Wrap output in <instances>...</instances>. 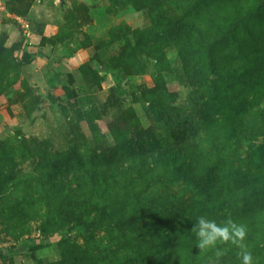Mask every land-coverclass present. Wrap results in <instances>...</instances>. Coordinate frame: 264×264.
Masks as SVG:
<instances>
[{
  "label": "rangeland",
  "instance_id": "obj_1",
  "mask_svg": "<svg viewBox=\"0 0 264 264\" xmlns=\"http://www.w3.org/2000/svg\"><path fill=\"white\" fill-rule=\"evenodd\" d=\"M6 9L0 193L25 199H0V264H209L191 232L199 215L245 224L254 264H264V178L234 190L220 166L201 182L219 153L254 172L264 145V0H7ZM240 65L250 86L229 105L237 88L226 81ZM77 200L90 202L76 210L84 225H53ZM224 247L221 264H239Z\"/></svg>",
  "mask_w": 264,
  "mask_h": 264
},
{
  "label": "trees",
  "instance_id": "obj_2",
  "mask_svg": "<svg viewBox=\"0 0 264 264\" xmlns=\"http://www.w3.org/2000/svg\"><path fill=\"white\" fill-rule=\"evenodd\" d=\"M6 6H7V0H6ZM225 78V77H224ZM250 78L249 70L246 69V65H240L234 73L228 78L232 79V81H226L227 83V88L229 89L228 86H234L235 89L237 88V93L232 92L230 97H223L224 100H226L227 104L231 105L232 100L236 101L237 99H241L240 97L243 95V91L245 89L249 88L250 85H248L247 79ZM225 91V92H224ZM231 91V90H230ZM224 94H226V88L223 89ZM228 100V101H227ZM243 107V106H242ZM240 107V108H242ZM238 104H235L234 109H236V116L240 114L243 111V108L240 109ZM264 109V106H262V110ZM232 110V107H231ZM234 112V111H233ZM234 114V113H233ZM235 115V114H234ZM228 116H225V119ZM235 132V131H234ZM230 135H233L231 133ZM230 137V136H229ZM228 137L224 138V145L225 147L228 148ZM219 153V152H218ZM264 145L259 146L257 148V151L252 155V167L254 169V172H252L250 169H244V170H239V169H234L229 166L228 162V153H223L222 155L219 153V156L217 158V163L212 167L213 169H209L206 172H204L203 182L206 184V186H209V182H212V173L218 171L217 169L221 166L219 171H223L222 175L224 176L223 179L227 181L229 184L233 183V189L234 190H244V188L249 185L253 184L255 185L256 182L259 181L257 180L258 177H263L264 178ZM263 155V156H262ZM251 159V158H249ZM257 161V162H256ZM224 170H228L227 173H224ZM162 175V174H161ZM211 187H214L211 185ZM253 187L247 186L245 189H252ZM2 194V195H1ZM18 194L14 190H4L2 193H0V199L6 197L9 203H16L20 204L23 202L25 199V195ZM9 197L12 199L10 200ZM84 205H90L89 201H75V202H68L67 204V210L66 212L64 211H58L56 215L53 216L54 219V224L53 225H61L62 222L72 220L76 224H81L84 225L82 219V216L76 212V210L80 209V207ZM29 243L24 242L21 244V246L24 248V250L28 249ZM20 250V246H19Z\"/></svg>",
  "mask_w": 264,
  "mask_h": 264
},
{
  "label": "clouds",
  "instance_id": "obj_3",
  "mask_svg": "<svg viewBox=\"0 0 264 264\" xmlns=\"http://www.w3.org/2000/svg\"><path fill=\"white\" fill-rule=\"evenodd\" d=\"M191 232L195 236L196 249L203 254L211 253L209 264H221L228 250L226 245L237 250L239 264H254L253 253L245 242L247 226L236 222L231 215L222 222L205 215L196 216Z\"/></svg>",
  "mask_w": 264,
  "mask_h": 264
},
{
  "label": "built area",
  "instance_id": "obj_4",
  "mask_svg": "<svg viewBox=\"0 0 264 264\" xmlns=\"http://www.w3.org/2000/svg\"><path fill=\"white\" fill-rule=\"evenodd\" d=\"M6 11H7V9H6V0H0V14L4 13ZM14 19L21 26H23V27H27L28 26L27 22L22 20L20 17H16Z\"/></svg>",
  "mask_w": 264,
  "mask_h": 264
},
{
  "label": "water",
  "instance_id": "obj_5",
  "mask_svg": "<svg viewBox=\"0 0 264 264\" xmlns=\"http://www.w3.org/2000/svg\"><path fill=\"white\" fill-rule=\"evenodd\" d=\"M21 250H24V248L22 246H20Z\"/></svg>",
  "mask_w": 264,
  "mask_h": 264
}]
</instances>
